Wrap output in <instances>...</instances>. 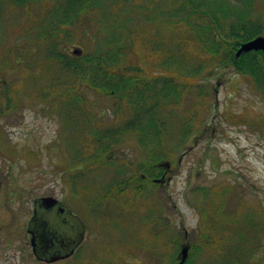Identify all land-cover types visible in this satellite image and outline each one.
<instances>
[{
	"label": "rangeland",
	"instance_id": "374dc122",
	"mask_svg": "<svg viewBox=\"0 0 264 264\" xmlns=\"http://www.w3.org/2000/svg\"><path fill=\"white\" fill-rule=\"evenodd\" d=\"M138 3L143 6L141 19L147 23L142 25V41L135 39L129 57L133 65L129 66L132 71L137 67L142 69L144 76V71L161 74L157 63L159 52L154 49L157 45L153 39L157 38L159 44L163 39L173 51L176 45H172V40L184 38L182 35L173 39L167 37L172 31L171 24L159 14L161 8H171L173 2L139 0ZM19 15L17 20L9 15L0 34V216L13 218L15 214V221L12 224L3 220L4 217L0 219L16 231L14 239L18 247L27 239L19 224L29 219L33 200L56 196L68 202L71 209H79V212L76 210L79 214L80 210H87L92 201L96 208L94 215L105 218L106 222L103 227L106 229L101 233L97 227L90 226L91 234L83 249L86 251L89 245H96L90 257L71 259L64 264H83V261L94 264V259L96 264H170L176 252V234L182 246L195 244V248L203 249L193 252L189 247L188 256L193 253V257H197L196 264H217L209 247L224 245V226L231 228V233L227 234L231 249L242 237L246 241L243 228H251L258 233L245 231L247 248L253 238L260 241L257 252L264 253V232L260 233L264 227V100L249 78L236 73L234 68H208L197 77L195 89L191 86L181 90L179 100L174 99V107L162 103L157 116L166 122L168 147H173L183 122L191 123L193 134L178 152L160 148V155H168L166 162L172 168L169 181L159 183L149 178V184L138 198L133 188L128 197L117 201L100 197L87 187L84 191L78 187L76 192L82 196H73L76 192L72 191L66 169L69 134L61 118V100L56 99L55 88L44 85L50 80L53 66L39 67V56L34 54L37 51L29 44L31 32L23 35L15 27L20 22ZM121 17L118 13V18ZM89 27L86 28L89 35L83 33V39L78 36L75 44L69 45L70 51L95 42L89 39L93 37ZM138 29L141 30V25ZM21 42L27 43L26 47L23 48ZM194 47L191 52L202 58V49L197 44ZM19 58L30 62L22 64L17 61ZM136 74L139 75V71ZM88 92L91 96L87 107L99 114L107 112V118L112 117L114 98ZM135 143L134 139H125L116 145L112 155L119 159L118 164L127 163L141 170L146 151ZM73 171L72 168L71 173ZM104 174L103 179L97 177L98 171L85 178L88 187L108 182L111 176L107 171ZM10 193L14 194L11 207L7 204ZM7 205L12 208L8 212ZM253 223L258 226L253 227ZM22 261L17 253L15 264H38Z\"/></svg>",
	"mask_w": 264,
	"mask_h": 264
},
{
	"label": "trees",
	"instance_id": "16d2710c",
	"mask_svg": "<svg viewBox=\"0 0 264 264\" xmlns=\"http://www.w3.org/2000/svg\"><path fill=\"white\" fill-rule=\"evenodd\" d=\"M138 1L0 0V34L9 15L17 20L21 14L15 27L23 35L31 32L33 42L29 44L37 51L34 54L39 56V67L53 66L50 80L44 85L55 88V97L61 100V118L69 134L66 138L69 154L66 169L73 192L79 190L78 187L81 191L87 187L100 197L117 201L128 197L133 188L134 196L140 197L149 184L147 180L158 179L164 173L163 161L166 163L168 155L161 156L160 148L178 152L193 135L191 123L183 122L173 147H168L166 122L157 116L162 103L174 107V99L179 100L181 90L191 86L195 89L197 77L208 68H234L236 73L255 84L264 100V51L236 56L243 43L264 35V0H168L173 2L172 7L161 8L159 12L171 24L172 31L167 37L173 39L182 35L185 39L172 40V45H176L173 51L163 39L160 44L157 38L153 39L157 45L154 49L159 52L157 63L161 74H147L144 69L145 76L142 69L137 67L132 71L129 66L135 39L139 42L144 31L142 25L146 22L141 19L143 6ZM118 13L122 15L120 19ZM88 25L93 34L89 39L96 43L92 42L76 55L69 50V45L75 44L78 36L83 39V33L89 35ZM145 27L149 29V26ZM21 43L23 48L26 47L27 43ZM195 44L202 49V58L191 52ZM19 60L22 64L30 62L23 58ZM138 71L139 75L136 74ZM88 91L114 98L112 117L107 118V112L99 114L87 107L91 96ZM127 138L134 139L135 145L146 151L141 170L127 163L118 164L119 159L112 155L116 145ZM70 165L74 169L72 173ZM96 171L99 178L105 177V171L111 177L106 179L108 182L88 187L85 178L92 177ZM252 226L257 227L258 223ZM222 230L224 245L214 249L209 247L215 255V263L251 264L250 261H254L264 264V253L257 252L260 241L252 238V245L249 248L246 245L248 234L245 231L258 233L257 230L243 228L246 241L242 237L232 249L227 243L231 228L224 226ZM263 232L264 227L260 233ZM175 237L176 252L170 264H179L184 247L179 236L176 234ZM186 246L193 252L203 250L201 246L195 248V244ZM196 261L197 257L192 253L184 264H196Z\"/></svg>",
	"mask_w": 264,
	"mask_h": 264
},
{
	"label": "flooded vegetation",
	"instance_id": "af4514ba",
	"mask_svg": "<svg viewBox=\"0 0 264 264\" xmlns=\"http://www.w3.org/2000/svg\"><path fill=\"white\" fill-rule=\"evenodd\" d=\"M164 167L165 170L163 175L154 181L161 183L163 181L170 180L172 172L170 163H164ZM75 194L77 196H82V194L78 192L74 193L73 196ZM12 195L14 194H9L7 201V204L10 205V207L14 203V198H12ZM43 197L47 196L37 197L33 200L31 203L32 212L29 219L26 221V223L21 222L19 224L21 226V230L24 231L27 236L24 245H20L18 247L17 241L14 239V237H16V231H13L11 228H9L10 225H4L8 221H11L13 224L15 221V214H13V218H6L7 216L4 217L3 215L0 216V218L4 217L3 220L6 221L4 222L2 219H0V264H15L14 261H16L17 253L20 254L23 261L30 260L31 263L34 261L38 264H64L71 259H76L77 261L82 257H90L92 248L96 247V245L93 243L92 245H89L88 248H86V251H84V248L86 247L85 243L91 234V231L89 230L90 226L92 228L97 227L98 229L95 228V230H99L100 233L106 229L103 228L106 227L105 218L96 217L94 215L96 208L92 206V201L87 210H80V214H82L81 216L79 213H77V211L79 212V209L74 207L73 210L67 205L68 202H65L64 200L62 201L58 197L53 196L57 198L62 204H64L67 211L62 213L53 211L52 214L47 217L52 230L50 237V235L48 236L47 234L48 227L44 224L43 220L40 221L38 218L34 219V217L37 216L36 201L38 198ZM86 200L90 199L86 197ZM8 205L7 212L12 209L8 208ZM47 213L48 210L44 211V216H47ZM96 218L98 219L96 220ZM100 218L103 220H100ZM88 221L90 223H88ZM42 225L44 227H42ZM83 264L91 263L83 261ZM94 264H96L95 259Z\"/></svg>",
	"mask_w": 264,
	"mask_h": 264
},
{
	"label": "water",
	"instance_id": "95a60500",
	"mask_svg": "<svg viewBox=\"0 0 264 264\" xmlns=\"http://www.w3.org/2000/svg\"><path fill=\"white\" fill-rule=\"evenodd\" d=\"M258 50H263L264 51V35L258 36L246 43H243L240 48L238 49L236 56H240L242 53H246V52H251V51H258ZM73 53L76 55H79L82 53V49L81 48H74L73 49ZM48 210L47 216H44V211ZM53 211H56L58 213H62L64 211H67L64 204H62L57 198L53 197V196H47V197H43V198H38L36 201V212H37V216L34 217L38 218V220H43L44 224L48 227V236L51 234L52 230L50 228V223L49 220H47L50 216V214H52ZM42 227H44L42 225ZM51 237V235H50ZM49 237V239H50ZM188 256V248L185 247L183 248V250L181 251V262L180 264H183Z\"/></svg>",
	"mask_w": 264,
	"mask_h": 264
}]
</instances>
